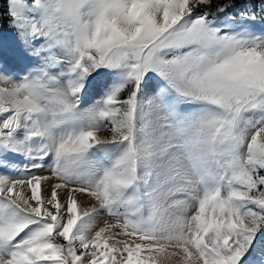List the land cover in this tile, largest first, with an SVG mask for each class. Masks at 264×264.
Instances as JSON below:
<instances>
[{
  "label": "snow or ice",
  "instance_id": "6c2138e0",
  "mask_svg": "<svg viewBox=\"0 0 264 264\" xmlns=\"http://www.w3.org/2000/svg\"><path fill=\"white\" fill-rule=\"evenodd\" d=\"M4 3L0 264H264V0Z\"/></svg>",
  "mask_w": 264,
  "mask_h": 264
},
{
  "label": "rangeland",
  "instance_id": "374dc122",
  "mask_svg": "<svg viewBox=\"0 0 264 264\" xmlns=\"http://www.w3.org/2000/svg\"><path fill=\"white\" fill-rule=\"evenodd\" d=\"M255 3H258L259 0H254ZM241 4L238 2L237 7L232 9V12H236L240 9ZM6 5L5 3L0 0V66L4 67L5 70L14 76H19L23 71L26 70V68L29 65V61L27 59H24L18 55L20 51V41L17 39V36L14 32V30L9 28L8 25V18L6 15ZM207 10V9H206ZM220 20L224 19V16L221 15L219 17ZM255 28L257 31H260L262 28H264V21H257L255 24ZM157 82L155 80H149L146 82L143 91L142 96L145 98H151L156 90ZM147 90V92H145ZM101 89L96 86V82H94V86L89 89V91L85 95V106H90L93 104L97 99H99ZM107 133H102V135H106ZM9 163H16L20 164L19 158H9ZM10 170V169H8ZM6 169H0V172L2 171H8ZM37 175H47L48 172L45 171H37ZM42 186L46 188V185L43 184ZM26 194H30V190L25 189L24 190ZM43 194H47V192H44ZM114 222V221H110ZM102 226V222L98 223L97 227ZM118 231V230H117ZM138 242V241H137ZM258 258V253L254 254Z\"/></svg>",
  "mask_w": 264,
  "mask_h": 264
},
{
  "label": "bare ground",
  "instance_id": "6f19581e",
  "mask_svg": "<svg viewBox=\"0 0 264 264\" xmlns=\"http://www.w3.org/2000/svg\"><path fill=\"white\" fill-rule=\"evenodd\" d=\"M145 92H147V90H145ZM48 175V174H47Z\"/></svg>",
  "mask_w": 264,
  "mask_h": 264
},
{
  "label": "trees",
  "instance_id": "16d2710c",
  "mask_svg": "<svg viewBox=\"0 0 264 264\" xmlns=\"http://www.w3.org/2000/svg\"><path fill=\"white\" fill-rule=\"evenodd\" d=\"M4 2V0H2Z\"/></svg>",
  "mask_w": 264,
  "mask_h": 264
}]
</instances>
